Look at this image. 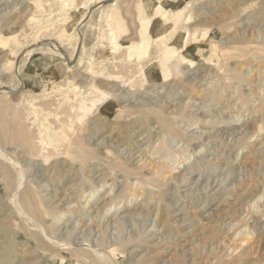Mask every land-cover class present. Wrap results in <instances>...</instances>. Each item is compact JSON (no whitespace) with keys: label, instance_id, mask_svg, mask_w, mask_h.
Returning a JSON list of instances; mask_svg holds the SVG:
<instances>
[{"label":"rangeland","instance_id":"374dc122","mask_svg":"<svg viewBox=\"0 0 264 264\" xmlns=\"http://www.w3.org/2000/svg\"><path fill=\"white\" fill-rule=\"evenodd\" d=\"M163 1L0 0V264H264V0ZM55 42L68 56L77 42L71 62ZM189 47L193 64L179 63ZM152 64L164 81L141 79ZM74 84L108 103L77 116ZM45 124L56 147L41 148Z\"/></svg>","mask_w":264,"mask_h":264},{"label":"bare ground","instance_id":"6f19581e","mask_svg":"<svg viewBox=\"0 0 264 264\" xmlns=\"http://www.w3.org/2000/svg\"><path fill=\"white\" fill-rule=\"evenodd\" d=\"M59 2H60V4H61V8H63V9H66V8H68L69 6H71V1L72 0H58ZM100 1V0H99ZM150 1V4L148 5V4H145L146 6L144 7V8H148L149 10H156V11H159V10H165L164 9V7H163V3L165 2V1H163V0H144V2H149ZM181 1V0H180ZM191 1V0H190ZM193 2V1H192ZM200 2H201V0H200ZM197 3V2H196ZM59 4V5H60ZM114 5H116L115 3H113V4H111V6H114ZM194 6V5H193ZM79 7H81V6H78V8ZM60 8V7H59ZM60 8V9H61ZM68 9H70V8H68ZM248 9V8H247ZM62 10V9H61ZM110 11L107 13V17L106 18H108L109 17V21H112V23L113 24H111V23H109L108 25H109V39H110V41H111V45H112V51H117V50H119L120 48H121V43L117 40L118 39V32H117V30H116V27H117V25H116V21H117V18H116V16H115V13H116V7H114V8H111V9H109ZM113 10V12L111 13V11ZM250 10V9H249ZM248 10V11H249ZM144 11H146L145 9H144ZM63 12H65V11H63ZM175 12V11H174ZM176 13V18H175V21L177 22V21H179L180 20V17H181V9L180 10H178V11H176L175 12ZM65 14V13H64ZM44 15V14H43ZM46 15H50V14H46ZM189 15V14H188ZM63 16V15H62ZM65 16V15H64ZM67 17V16H66ZM83 17V16H82ZM80 18L78 21V23L80 24L81 23V21H82V19L83 18ZM188 17V16H187ZM187 17H185L184 18V21H187L188 19H187ZM247 18V17H246ZM147 21V16H145L142 20H141V22H146ZM263 22V21H262ZM83 23V22H82ZM81 23V24H82ZM158 21L157 22H155V25L156 26H158ZM75 27V26H74ZM144 28L146 29V26H144ZM76 29V28H75ZM248 29V28H247ZM78 30V29H77ZM259 31V30H258ZM262 31V30H261ZM197 33H195V32H193L191 35H190V37L194 40V35H196ZM146 37V36H145ZM148 38H149V36H147ZM76 39V38H75ZM76 41H78V39L76 40ZM48 41H46V43H47ZM194 43H193V45H195L197 42L194 40L193 41ZM186 43V42H185ZM24 44V43H23ZM22 44V45H23ZM32 43H30V44H27L26 46H25V44L22 46L23 48H25V47H27L28 45H31ZM51 45V47L53 48V49H55V51L59 54V55H61L62 57H65V59H67V62L69 63V62H71V60H72V58L75 56V53L77 52V49H78V46H77V42L75 43V45L73 46V52L68 56V53H67V55L66 54H64V52H63V50H62V48L60 47V45L58 44V42L56 43L55 42V44H50ZM21 46V45H20ZM126 46V45H125ZM21 47V48H22ZM131 51H132V53H133V51L134 52H137V57H140L141 56V54L142 53H145V51H146V45L144 44V41L143 40H141V41H139V42H137V43H135V44H133V45H131V46H129L128 47ZM188 49H191V50H187V51H184V52H180V54H179V58L177 59V61H179V59H181V61L179 62V63H186V62H188L187 64H189V65H191V64H193V58H192V49H193V47H189ZM17 50V49H16ZM18 50H21V49H18ZM17 50V51H18ZM201 51V50H200ZM27 52H29V51H27ZM26 52V53H27ZM75 52V53H74ZM129 52V51H128ZM19 53V52H18ZM17 53V54H18ZM131 53V54H132ZM129 54V53H128ZM134 54V53H133ZM162 54V53H161ZM28 55H29V53H28ZM127 56V55H126ZM133 56V55H132ZM170 56H174V55H167L165 58H164V60L161 62V64L162 65H167L168 63V61L171 59L170 58ZM24 57V56H23ZM128 57V56H127ZM27 58V57H26ZM168 58V59H167ZM174 58V57H173ZM200 60V59H199ZM175 62H176V60H175ZM98 65V64H97ZM16 66H17V64H16ZM68 66V65H67ZM100 66V65H99ZM161 66V65H160ZM198 66V65H197ZM68 68H70V67H68ZM157 67H156V65H154V64H152L150 67H149V71H147L146 72V76L144 77V72H143V69H141L140 70V76H141V79L145 82V83H149V84H151V83H159L160 82V80L161 81H164V77L165 76H168V74L169 73H167V72H169V70L168 69H165V68H160V69H162V71H157V69H156ZM197 68V67H196ZM88 71L90 72V71H92V68L89 66L88 67ZM98 71V70H97ZM153 74V75H152ZM91 76V75H90ZM144 78V79H143ZM16 81L14 82V83H12L11 82V84H8V83H10V82H7V86L6 85H3V87L4 86H6L7 87V89H8V91H10V92H17V91H19V89H20V87H21V81H20V79H19V77L16 75V79H15ZM114 80V79H113ZM3 83H5V82H3ZM6 84V83H5ZM110 84V83H109ZM113 84V83H112ZM111 86H113V85H111ZM111 86H110V88H111ZM116 86V85H115ZM74 88L75 89H78V92H76L75 93V96H76V101H77V104H76V115L77 116H79V113L81 114V115H83V114H88L89 112H90V110L92 109V107H93V103L95 102V101H97L98 99H102L103 101H101L102 102V108L103 107H105V105L108 103V99H109V91H107V90H105V89H103V90H101V89H98V88H94L93 86L91 87V88H89L88 90H82L81 89V87L80 86H78V85H76V84H74ZM110 90H112V89H110ZM6 91V90H5ZM82 91V92H81ZM114 92H116L117 93V96L119 97V98H125V95L127 94L126 92H124L122 89H120V88H115L114 90H113ZM80 92V93H79ZM8 93V92H7ZM111 94V93H110ZM213 94V93H212ZM90 95H94L93 97L92 96H90ZM33 108V107H32ZM97 109V108H96ZM55 110V109H54ZM40 112V111H39ZM47 113V112H46ZM47 116V115H46ZM45 116V117H46ZM42 118V117H41ZM46 120V119H45ZM44 120V121H45ZM67 120V119H66ZM43 121V122H44ZM39 122V121H38ZM42 122V121H41ZM45 123V122H44ZM47 123V122H46ZM60 124V123H59ZM103 124V123H102ZM105 126V125H104ZM39 128V127H38ZM39 130V129H38ZM12 131V130H11ZM44 131V134L46 135V137H47V139L45 140L44 138H45V136H41V137H39V138H41L39 141H40V143H41V145H42V149H48L50 146H54V147H56L57 146V143L59 142V139H55L54 137H53V135L55 134H58V132H57V130H53L52 128H51V126L50 125H48V124H45L44 126H43V129L42 130H40V132H41V134H43L42 132ZM37 132V131H36ZM141 133V132H140ZM23 134V133H22ZM25 134V133H24ZM37 134V133H36ZM35 134V135H36ZM13 135L15 136H12V135H9V139H12V142L14 141L15 143H17V142H23L24 143V145L25 146H23L22 148L25 150V151H33L34 150V148H32L31 146H30V143H29V139L27 138V136L25 137L24 135H22V136H20V135H16L15 133H13ZM38 135H36V137H37ZM5 137H6V134H4L3 133V131H2V133L0 134V143H1V141H3L4 142V139H5ZM20 139H21V141H20ZM35 140V139H34ZM36 141H37V139H36ZM35 142V141H34ZM56 142V143H55ZM39 143V142H38ZM1 146V145H0ZM22 149V150H23ZM230 149V148H229ZM41 151V150H40ZM55 151V150H54ZM37 152V151H36ZM39 152V151H38ZM55 153V152H54ZM33 154V153H32ZM40 154V153H39ZM59 154V153H58ZM40 156V155H39ZM45 155L43 154V157H44ZM49 156V155H48ZM36 157H37V155H36ZM27 160H28V157H25ZM48 158V157H47ZM37 159V158H36ZM3 163H4V160H3ZM5 163H7L8 164V162H5ZM1 164V163H0ZM7 164H5L2 168H3V171H4V174H5V179H7V184H8V187H11L12 186V181H14L13 180V175H14V172L13 171H15V170H12L11 169V167L13 168V166H11V164H9L8 166H7ZM64 169V168H63ZM97 172V171H96ZM0 173H2V172H0ZM102 173V172H101ZM99 177V176H98ZM35 178V177H34ZM91 180V179H90ZM39 181V180H38ZM6 182V181H5ZM15 183V182H14ZM25 189H27V188H25ZM29 190V189H28ZM33 192V191H32ZM21 194V193H20ZM31 194V193H30ZM29 194V192H23V195H22V197H23V201L26 203V205L25 206H28V207H31L32 205L34 206V204H35V202L33 201V199H32V197H31V195ZM19 195V194H18ZM172 196V195H171ZM34 198V197H33ZM35 199H36V197H35ZM22 200V199H21ZM68 200V199H67ZM16 201H17V199H16ZM66 204H69V203H66ZM71 204V203H70ZM35 207H37V206H35ZM24 210V209H23ZM34 210V209H33ZM38 210V209H37ZM30 211V210H29ZM156 211V210H155ZM43 217V216H42ZM41 217V218H42ZM39 218V217H38ZM42 220V219H41ZM116 220V219H115ZM40 221V220H39ZM98 221V220H97ZM114 221V220H113ZM118 221V220H117ZM122 221V220H121ZM122 223V222H121ZM100 224V223H99ZM110 224V223H109ZM103 226V225H102ZM29 229V228H28ZM29 230H31V228L29 229ZM33 230V229H32ZM27 231V230H26ZM92 231V230H91ZM29 232V231H28ZM28 234V233H27ZM30 234L31 235H33V237L34 238H37V233H33V231H32V233H30L29 232V236H30ZM249 234V233H248ZM66 235V234H65ZM252 235V234H251ZM64 236V235H63ZM247 236H249V235H247ZM38 238H40L39 237V235H38ZM62 239H64V238H62ZM7 240V239H6ZM41 242H40V246H41V248H43V250H48L49 248V244H47L45 241H42V240H40ZM49 243V242H48ZM89 243V242H88ZM6 244V243H5ZM12 244H13V242L11 241V242H9V244H8V246H7V248L8 249H11V246H12ZM84 245V244H83ZM88 245V244H87ZM78 246V245H77ZM86 246V245H85ZM88 247V246H87ZM91 247H93V246H91ZM123 247V246H122ZM6 248V247H5ZM14 248H16V247H14ZM69 248V247H68ZM12 249H13V247H12ZM11 249V250H12ZM64 249V248H63ZM92 249V248H91ZM5 250H7V249H5ZM61 250V249H60ZM93 250V249H92ZM9 251V250H8ZM8 251H5V252H8ZM50 251H53V249H49V252ZM89 251H90V249H89ZM88 251V252H89ZM60 254V257L62 258V261H64V262H68L69 260H70V258H72V256H73V254H75L76 256H78L77 254H76V252L74 253V252H71L70 251V254H69V252H68V250H64V251H58ZM77 252H79V251H77ZM83 252V251H82ZM93 252V251H92ZM94 252H95V248H94ZM114 252V251H113ZM9 253V252H8ZM7 253V254H8ZM4 254H6V253H4ZM68 254V255H67ZM81 255H84V254H86V252L84 253V254H82V253H80ZM88 254V253H87ZM97 254V253H96ZM72 255V256H71ZM115 255V254H114ZM69 256H71V257H69ZM97 256V255H96ZM77 258V257H76ZM87 258V257H86ZM90 258V257H89ZM92 258V257H91ZM95 258V257H94ZM79 259V258H78ZM93 259V258H92ZM59 260V259H58ZM170 260H172V259H170ZM175 260V259H174ZM77 260H75V262H76ZM91 261V260H90ZM74 263V262H73ZM169 263V262H168ZM178 264H181V262L178 260Z\"/></svg>","mask_w":264,"mask_h":264}]
</instances>
